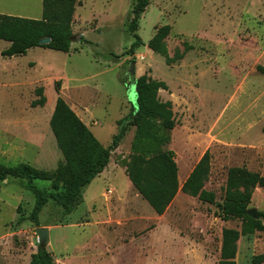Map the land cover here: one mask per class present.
Listing matches in <instances>:
<instances>
[{"label":"rangeland","instance_id":"1","mask_svg":"<svg viewBox=\"0 0 264 264\" xmlns=\"http://www.w3.org/2000/svg\"><path fill=\"white\" fill-rule=\"evenodd\" d=\"M11 1L0 0V14ZM79 1L69 53L33 49L24 57L0 56V164L45 172L62 165L49 129L58 81L62 99L109 147L118 122L132 120L134 62L135 79L147 76L168 88L157 98L171 102L175 128L160 149L175 155L179 191L158 217L131 186L124 172L133 156L136 129L130 127L72 215L62 220L53 203L40 213L39 227H53L48 252L55 264H218L222 231L241 227L219 218L228 169L264 177V0H150L137 29L143 46L133 55L127 25L134 0ZM164 26L170 27L164 43L174 58L169 65L148 47ZM7 47L0 41V53ZM37 89L46 99L43 107H32ZM207 151L204 191L214 195V204L180 191ZM34 203L22 180L0 182V264L14 254L27 260L36 251V227L27 220ZM250 209L264 213L263 189L254 191ZM64 226L74 227L54 228ZM261 256L264 232L240 238L236 264Z\"/></svg>","mask_w":264,"mask_h":264},{"label":"trees","instance_id":"2","mask_svg":"<svg viewBox=\"0 0 264 264\" xmlns=\"http://www.w3.org/2000/svg\"><path fill=\"white\" fill-rule=\"evenodd\" d=\"M150 0H134L127 33L133 38L129 54L143 46L137 29L141 15L149 6ZM42 14L39 20L24 19L0 15V41L9 47L0 53L2 58L24 57L32 49H44L58 53H69L74 41L72 33L73 18L79 0H42ZM170 27L158 30L148 47L164 58L169 65L174 61L168 56L165 39ZM49 39L46 45L42 40ZM82 42L84 40H81ZM135 106L132 108V120L128 125L118 122L119 130L111 145L104 148L91 131L84 125L76 113L61 97L60 81L54 84L56 101L49 120V129L63 163L55 172L40 171L28 164L6 167L0 164V182L7 179H19L24 189L31 193L35 203L27 220L39 227V215L48 203L60 209L61 218L66 219L83 204L84 190L108 167L111 151L120 146L130 127L136 129L132 145L133 156L125 167V175L143 201L153 213L161 217L165 214L178 191V168L175 155L160 147L168 142L164 135L175 128L171 102H161L157 98L159 91H167L163 82H157L147 76L134 79ZM39 98L32 107H43L46 99L42 89L35 91ZM264 134V128L262 129ZM159 148V150H158ZM210 155L207 152L195 165L180 188L181 193L197 198L205 204H214L212 193L204 191V183L209 175ZM49 183L50 189H40L36 182ZM264 190V177L245 168H230L227 171L225 196L219 206V218L223 222L238 220L240 230L224 229L221 235L220 259L218 264H236L237 243L240 238L264 232L261 220L264 213H257L256 219L247 215L254 191ZM23 217L18 219L19 222ZM264 257L255 258L251 264H261ZM29 264H55L51 254L36 246Z\"/></svg>","mask_w":264,"mask_h":264},{"label":"crops","instance_id":"3","mask_svg":"<svg viewBox=\"0 0 264 264\" xmlns=\"http://www.w3.org/2000/svg\"><path fill=\"white\" fill-rule=\"evenodd\" d=\"M41 3H42V0H13L9 3L11 5L10 8L4 9V14H0V15L12 16L14 14V15H17V17L24 18V19L39 20L41 18V14H42ZM8 47H9V44H8ZM28 53H29V51H28ZM55 101H56V98L53 102V106H52V109L50 112V117H51L53 110H54ZM70 108L73 110V107H70ZM76 115L78 116V114H76ZM80 120L84 123V125L92 133V130L85 124V122L81 118H80ZM105 172H106V170L100 176H102ZM87 224L88 223H86L85 225H87ZM42 227H45V226H42ZM67 227H74V226H64V227H54V228L58 229V228H67ZM75 227H77V226H75ZM45 228L48 229L49 237H50V233H51L53 227H45ZM50 245H51V239L49 240V244L46 247L47 251H48ZM33 253H35V252H31L29 258L27 260H24V261L22 260V257L19 256V254H14L10 258H8V260L5 262V264H29L30 257Z\"/></svg>","mask_w":264,"mask_h":264},{"label":"water","instance_id":"4","mask_svg":"<svg viewBox=\"0 0 264 264\" xmlns=\"http://www.w3.org/2000/svg\"><path fill=\"white\" fill-rule=\"evenodd\" d=\"M49 42H50L49 39H45V40H42L40 42V45H46ZM79 42H80V40H79ZM129 75L133 78V82H134V79H135L134 78V76H135V63L134 62L130 63ZM132 86H133V84H132ZM134 102H135V94H134ZM257 213L258 212L255 209H250L247 211V215L249 217H251L252 219H256ZM35 234H36V238H37V245L40 248L46 249V247L49 244V231H48V229L45 227H38L35 230Z\"/></svg>","mask_w":264,"mask_h":264}]
</instances>
